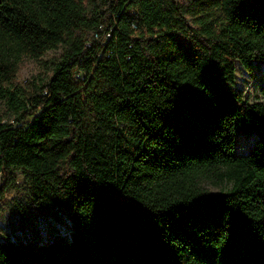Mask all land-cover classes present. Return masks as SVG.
Here are the masks:
<instances>
[{
    "label": "trees",
    "instance_id": "16d2710c",
    "mask_svg": "<svg viewBox=\"0 0 264 264\" xmlns=\"http://www.w3.org/2000/svg\"><path fill=\"white\" fill-rule=\"evenodd\" d=\"M99 24L109 38L85 46ZM58 44L46 79L8 87ZM257 59L264 0H0L17 114L0 200L18 170L33 206L71 220L68 239L0 240V264H264V103L235 86V61L252 75ZM235 131L254 133L246 153Z\"/></svg>",
    "mask_w": 264,
    "mask_h": 264
},
{
    "label": "rangeland",
    "instance_id": "374dc122",
    "mask_svg": "<svg viewBox=\"0 0 264 264\" xmlns=\"http://www.w3.org/2000/svg\"><path fill=\"white\" fill-rule=\"evenodd\" d=\"M62 50V45L58 44L38 58H24L20 62L15 79L8 87H25L31 82L46 79ZM235 67V86L242 91L243 97L248 101L264 103V60L251 62L252 75L243 69L238 61H235ZM7 85L0 87V122L15 124L14 118L17 114L7 104L2 92ZM30 117L31 115L26 116L25 120ZM254 136L252 132L235 131L233 153H246ZM200 185L210 193L227 188L226 183H217L207 178L201 179ZM70 224L68 207L33 206L30 202L27 178L20 171H15V185L6 191L0 200V240L46 241L55 235L58 239H68L69 233L66 231Z\"/></svg>",
    "mask_w": 264,
    "mask_h": 264
},
{
    "label": "built area",
    "instance_id": "2783aa9c",
    "mask_svg": "<svg viewBox=\"0 0 264 264\" xmlns=\"http://www.w3.org/2000/svg\"><path fill=\"white\" fill-rule=\"evenodd\" d=\"M109 30H107L105 27H102L101 24L95 28L89 37L86 38L84 45L85 46H90L92 41H96L97 43H103L105 40L109 38ZM77 75V73L75 74ZM44 92V89L42 90Z\"/></svg>",
    "mask_w": 264,
    "mask_h": 264
}]
</instances>
